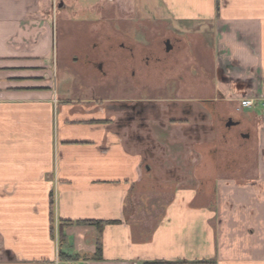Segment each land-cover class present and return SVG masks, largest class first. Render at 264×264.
<instances>
[{
    "label": "crops",
    "instance_id": "crops-1",
    "mask_svg": "<svg viewBox=\"0 0 264 264\" xmlns=\"http://www.w3.org/2000/svg\"><path fill=\"white\" fill-rule=\"evenodd\" d=\"M158 2L214 96L59 93L72 0H0V264H264V0Z\"/></svg>",
    "mask_w": 264,
    "mask_h": 264
},
{
    "label": "rangeland",
    "instance_id": "rangeland-1",
    "mask_svg": "<svg viewBox=\"0 0 264 264\" xmlns=\"http://www.w3.org/2000/svg\"><path fill=\"white\" fill-rule=\"evenodd\" d=\"M158 1L72 0L74 19L60 24L63 31H59L57 45L58 67L53 73L56 90L77 94L79 98L85 94L96 100L148 101L203 97L206 93L199 90L203 85L208 87L206 95L214 96L209 87L214 75L213 60L200 54L196 39L178 42L167 24L157 22L154 10ZM132 8L138 17H148L150 21L129 22L134 19ZM119 19L128 21L119 26ZM166 39L173 46L168 53L163 43ZM82 49L87 50L92 62H103L105 76L91 64L84 68L72 62ZM204 67L209 74L201 73Z\"/></svg>",
    "mask_w": 264,
    "mask_h": 264
},
{
    "label": "flooded vegetation",
    "instance_id": "flooded-vegetation-1",
    "mask_svg": "<svg viewBox=\"0 0 264 264\" xmlns=\"http://www.w3.org/2000/svg\"><path fill=\"white\" fill-rule=\"evenodd\" d=\"M169 39H166L163 43L165 46V43L168 41ZM171 45V44H170ZM123 47V46H122ZM92 48H96V45H93ZM172 48V46H171ZM165 50H166V46H165ZM91 57L89 56L87 50L82 49L81 51L76 52V55H74L72 57V62L78 66H82L84 68H87L90 64L91 66L94 68V70H96L98 73H101L103 76H105V72L103 70V62H92V60L90 59ZM148 59V58H147ZM227 125L229 126V124H231V121L228 120Z\"/></svg>",
    "mask_w": 264,
    "mask_h": 264
},
{
    "label": "built area",
    "instance_id": "built-area-1",
    "mask_svg": "<svg viewBox=\"0 0 264 264\" xmlns=\"http://www.w3.org/2000/svg\"><path fill=\"white\" fill-rule=\"evenodd\" d=\"M259 102L261 107V112L264 116V96H259L258 98H252V99H242L239 101V110L242 109H250L255 106V103Z\"/></svg>",
    "mask_w": 264,
    "mask_h": 264
},
{
    "label": "water",
    "instance_id": "water-1",
    "mask_svg": "<svg viewBox=\"0 0 264 264\" xmlns=\"http://www.w3.org/2000/svg\"><path fill=\"white\" fill-rule=\"evenodd\" d=\"M165 46H166V52H169L171 50V47H170V43L168 41L165 43ZM229 125H234V123L231 122V124H229Z\"/></svg>",
    "mask_w": 264,
    "mask_h": 264
},
{
    "label": "trees",
    "instance_id": "trees-1",
    "mask_svg": "<svg viewBox=\"0 0 264 264\" xmlns=\"http://www.w3.org/2000/svg\"><path fill=\"white\" fill-rule=\"evenodd\" d=\"M68 224V223H67ZM60 226H62V225H60ZM63 239V236H61V240Z\"/></svg>",
    "mask_w": 264,
    "mask_h": 264
}]
</instances>
